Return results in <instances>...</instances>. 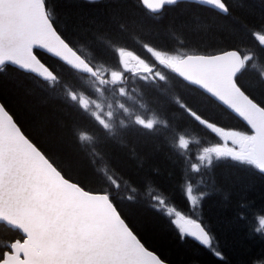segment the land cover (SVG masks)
I'll return each instance as SVG.
<instances>
[{"label":"snow or ice","instance_id":"1","mask_svg":"<svg viewBox=\"0 0 264 264\" xmlns=\"http://www.w3.org/2000/svg\"><path fill=\"white\" fill-rule=\"evenodd\" d=\"M181 4L89 0L96 11L67 17L53 0H0V76L11 72L36 86L17 90L15 108L0 98V227L15 236L0 245V264H168L144 239L142 202L178 240L194 239L225 260L204 219V177L223 166L264 176V8L259 19L241 20L228 0H191L193 12L169 26L194 18L226 32L233 46L212 53H170L137 39L161 26L166 7ZM37 92L60 106L55 118L34 103ZM210 109L241 127L222 126ZM185 123L209 139H193ZM133 139L168 145L188 214L154 187L158 169L131 181L116 149ZM247 207L237 205L238 220ZM256 225L264 238V214Z\"/></svg>","mask_w":264,"mask_h":264},{"label":"trees","instance_id":"2","mask_svg":"<svg viewBox=\"0 0 264 264\" xmlns=\"http://www.w3.org/2000/svg\"><path fill=\"white\" fill-rule=\"evenodd\" d=\"M53 2L67 17L96 11L87 7L89 0H53ZM98 2L104 5L111 0H98ZM228 2L233 8V16L241 20L249 18V14H254L255 18L259 19L260 10L264 8V0H228ZM241 2L245 5L243 9L239 7ZM189 3L190 1H182L181 6L166 7L162 14L161 26L151 32L138 33L137 39L150 41L160 49L169 50L170 53L187 51L204 54L232 47L233 42L226 32L199 25L194 18L186 20L183 24L169 26V21L174 17L193 12V9L188 7ZM137 11L138 15L144 14L142 9L138 8ZM127 46L141 56L145 55L140 46L131 39L128 40ZM42 59L53 69L59 70L56 58L42 53ZM35 87L31 81L11 72L0 76V98L7 100L14 108L17 90L27 91ZM33 95L37 97L34 103L46 108L55 118L60 106L53 103L45 104L39 98L38 92ZM208 114L222 126L241 127L238 119H233L219 110L210 109ZM184 127L193 139H209L203 130L196 126L185 123ZM126 143L127 147H118L116 154L118 163L131 181L139 184L144 173L149 172L150 169H158V174L152 173L154 187L158 193L162 190L161 194H167L169 204L188 214L190 208L180 189V169L174 167L172 160L169 159L168 145L156 142L145 146L142 141L137 142L135 139ZM204 179L210 186L209 198L203 206L204 219L216 236L225 260L219 261L194 239L189 238L183 242L178 240L166 220L162 217L157 218L152 210L147 208L146 203L142 202L139 215L149 221V226L143 230L146 243L171 264H252L254 259L264 256V238L254 233V228L257 226L256 217L264 214V176L250 170L241 171L223 166L216 167ZM125 194L122 188L119 195ZM240 203L249 205L245 209L247 218L243 221L237 219V205ZM12 238H15L13 233L0 227V245Z\"/></svg>","mask_w":264,"mask_h":264},{"label":"water","instance_id":"3","mask_svg":"<svg viewBox=\"0 0 264 264\" xmlns=\"http://www.w3.org/2000/svg\"><path fill=\"white\" fill-rule=\"evenodd\" d=\"M182 1H190L191 2V0H182ZM46 54V53H45ZM201 54V53H200ZM47 55H49V56H51V54H47ZM52 57V56H51ZM168 264H170L169 262H168Z\"/></svg>","mask_w":264,"mask_h":264}]
</instances>
